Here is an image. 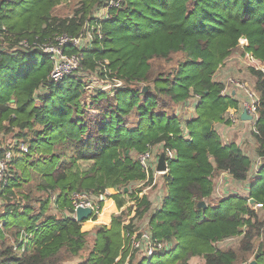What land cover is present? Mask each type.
I'll list each match as a JSON object with an SVG mask.
<instances>
[{
	"label": "trees",
	"instance_id": "obj_1",
	"mask_svg": "<svg viewBox=\"0 0 264 264\" xmlns=\"http://www.w3.org/2000/svg\"><path fill=\"white\" fill-rule=\"evenodd\" d=\"M71 1L77 2L71 17L53 14ZM107 2L0 0V159L12 154L0 197L19 199L8 200L0 212V264H61L78 257L90 235L82 231L85 221L72 216L71 197L81 193L104 195L124 210L93 229L91 251L80 264H142L173 251L177 264L193 257L237 264L252 253L255 264H264V221L253 208L264 212V164L252 178V160L235 144H223L214 129L230 123L228 109H238L232 96L221 95L218 69L239 52L264 66V0H119L114 8ZM100 10L106 19L96 17ZM86 25L93 43L83 51L80 69L54 81V64L42 47L78 36ZM248 69L259 95L253 136L256 156H262L264 72ZM92 74L115 87L111 93L93 90L86 105ZM192 98L193 118L169 111ZM158 145L175 157L165 156L164 193L152 212L148 196L139 198L143 188L131 186L152 184L153 171L144 172L137 157ZM220 173L247 182L248 196L209 203ZM137 220H145L146 231L169 249L136 262L129 241ZM235 238L238 248L216 246Z\"/></svg>",
	"mask_w": 264,
	"mask_h": 264
},
{
	"label": "rangeland",
	"instance_id": "obj_2",
	"mask_svg": "<svg viewBox=\"0 0 264 264\" xmlns=\"http://www.w3.org/2000/svg\"><path fill=\"white\" fill-rule=\"evenodd\" d=\"M76 8H77V2L71 1L67 4H63L55 8L53 11V14L60 18L71 17L73 15V11ZM245 58H246V55L244 56V54H242L241 52L233 54L229 58V60L226 61L220 67L221 70L218 72V74H215L214 79L217 82H221L224 85L226 84V82H229V79H233L235 81L245 84L248 88L253 89L254 79L249 73L248 68L250 67V65L248 64L247 59ZM238 59H242L244 63L243 64L240 63ZM173 61H175V59ZM227 66L229 68L228 72L227 70H225V67ZM260 66L263 67V65L261 64ZM167 68H168L167 65L164 66V69H167ZM85 85L87 89L86 94H85L86 105H89L90 103V98L92 94L94 93L93 90H101L104 92L111 93L112 88L115 87V85L113 84V81L107 78L106 79L100 78L98 74L88 75ZM233 89H234L233 85L232 86L230 85L228 88L229 91H232ZM195 102H196V99L192 98L184 104H180L175 107H172L171 109H169V111L173 114H176L181 120H185V119L187 120V119L193 118L195 116L194 109H193V105L195 104ZM95 111L97 112V110ZM253 128L254 126L251 123L246 124V123H241L237 121L234 123L230 122L229 124H224V123L218 124L216 125L215 130L217 129V133L223 144H230V143L235 144L253 162L255 160L254 158H256V147H255L256 142L253 136ZM6 144H10L11 147H14L15 141L7 138ZM25 147H26L25 145H22L20 146V149L23 151ZM153 152L155 156H159L163 151H162L161 146L158 145V146L153 147ZM11 157H12V154H11ZM2 162L3 160L0 159V168H1ZM4 164H6V162ZM1 170H3V168H1ZM223 174L224 173L216 174L213 177L214 194L210 202L208 201L209 203L215 204L219 200H221V198L229 194H237L244 198L248 196V194H246L245 187L233 184L231 181H226L225 180L226 177ZM256 175L254 172V174H252L251 177L255 178ZM163 185H164L163 178L158 176L156 179V182H152V184L151 182L149 184H146V186H143V184H135L131 186V189L135 190V188L136 189L143 188L144 193L147 194V196L151 199L150 202L152 203L153 201L152 207H151V211L153 212L158 206L163 196V193H164ZM263 186H264V182H260L259 187L261 188ZM8 200H11L13 204L19 201L18 198L13 199L12 197H9L7 199L1 196L0 197V212L6 211L7 209L6 205L9 204ZM249 203L251 205V201ZM259 206L260 205H256L253 208L256 210L259 218L264 221V212L261 210ZM51 213H53L56 216L61 215L60 213H58V211H54V210H51ZM145 222H146L145 220H137L135 222V226L137 227L138 231L144 232L146 230L147 223ZM87 227L88 226L82 228L83 232L90 233V235L88 236V246L86 247V249L80 252L78 257L65 260L61 264H80L88 257L89 252L91 251V247H92V241H93L92 232L94 228H91L90 230ZM5 235H6L5 240L9 244L11 234L7 232ZM239 241H240L239 238L230 239V240H226L221 243H218L216 246L222 249L229 248V247L238 248ZM260 242H261V239L256 240L254 242V248H255L254 251H256ZM244 256L246 257V259H244V262H238L237 264H251V262L255 260L253 253L244 255ZM240 257L243 258V256L241 255ZM140 259H141L140 256L138 257L136 256V262L139 261ZM177 259H178V252L173 251L170 254H166L162 256H155L154 258H152L151 262L144 261L142 262V264H177L178 263ZM189 264H204V261L201 257H193L189 260Z\"/></svg>",
	"mask_w": 264,
	"mask_h": 264
},
{
	"label": "built area",
	"instance_id": "obj_3",
	"mask_svg": "<svg viewBox=\"0 0 264 264\" xmlns=\"http://www.w3.org/2000/svg\"><path fill=\"white\" fill-rule=\"evenodd\" d=\"M108 8H114L119 6V0H108L106 3ZM100 20H104L107 17V12L105 10H100L99 14L96 16ZM90 26L86 25L83 27L82 32L76 37L62 36L55 40L54 44H46L42 47V50L50 57L54 64V69L50 76L54 81H58L65 76L77 72L81 67V62L83 60V51L91 48L93 43L92 32L89 30ZM66 47L76 50V53H67L65 51ZM250 67L255 70H260L264 72V66H260V63L255 60L250 54L246 55V58ZM233 85L235 90H238L243 95V98L238 103V109H228L225 113V119L229 120L231 123L234 122H246L242 121L240 115L242 112H246L248 116L251 117V121L247 123L253 124V133L255 132V123L258 119L257 108L259 107V95L254 89L248 88L245 84L229 79V82L223 84V89L221 95L231 96L232 91H229V86ZM233 89V90H234ZM23 151H26L24 148ZM163 153V152H162ZM167 158H174L175 152H167ZM156 157V158H155ZM11 153H6V156L1 164L0 168V192L7 185V174H8V164L11 159ZM159 156H155L153 152V147H150L144 153L138 155L137 161L141 169L148 173L149 170L153 171V182H156L158 176L162 177L165 173H160L156 171V166ZM6 164H4L5 162ZM166 162V161H165ZM264 164V154L262 156H256L253 161L252 172H257L258 168ZM167 165V164H166ZM168 171V170H167ZM142 184V183H139ZM106 194H109L107 191ZM144 195V191L139 193V198ZM104 195L98 197H92L90 195L81 193L74 194L71 197L72 206L74 209L73 218H75V210L78 207L90 208L92 210V215L89 220L94 216H98L101 212L102 207L99 206V201H102ZM106 198V197H105ZM103 202V201H102ZM75 220V219H74ZM130 247L132 250L138 252L140 257H150L157 252H161L165 249H169L170 245L168 243H161L154 240L148 231H138L135 232L130 238Z\"/></svg>",
	"mask_w": 264,
	"mask_h": 264
},
{
	"label": "crops",
	"instance_id": "obj_4",
	"mask_svg": "<svg viewBox=\"0 0 264 264\" xmlns=\"http://www.w3.org/2000/svg\"><path fill=\"white\" fill-rule=\"evenodd\" d=\"M229 60V59H228ZM227 60V61H228ZM238 61L240 62V63H244V61L242 60V59H238ZM238 62V63H239ZM239 63V64H240ZM221 69L219 68L218 69V71L215 73V74H218V72L220 71ZM225 70H227V72L229 71V68H228V66L227 67H225ZM223 72H224V70H223ZM222 73V72H221ZM214 77H215V75H214ZM214 81H216L215 79H214ZM231 96L239 103V101H241L242 100V98H243V95L241 94V92H239L238 90H232V93H231ZM242 123V122H241ZM243 123H246L247 124V121L246 122H243ZM216 125H218V124H215L214 125V129H215V127H216ZM216 132H217V129H216ZM256 142V141H255ZM255 147H257V143H256V146ZM255 159V158H254ZM225 177H226V181H231L233 184H236V185H238V186H242V187H245L246 189H247V187H248V184H247V182L246 183H237V182H234V181H232V179L230 178V176L228 175V174H226V173H224L223 174ZM245 189V191H246V194H248L249 193V191H248V189L246 190ZM110 194V193H109ZM145 194V193H144ZM214 194V193H213ZM146 196H147V194H145ZM212 197H213V195H212ZM149 198V197H148ZM149 200H151L150 198H149ZM152 203H153V201H152ZM122 210H124V208H122V209H120V210H118V208L116 207V205H115V202L112 200V199H106L104 202H103V206H102V209H101V212L98 214V216H97V218H96V220L95 221H92V220H87V221H85V223L83 224V227H86V226H88L87 228H89L90 230H91V228H95V227H99V226H107V225H109L110 224V221H111V217L113 216V215H116V214H118L120 211H122Z\"/></svg>",
	"mask_w": 264,
	"mask_h": 264
},
{
	"label": "water",
	"instance_id": "obj_5",
	"mask_svg": "<svg viewBox=\"0 0 264 264\" xmlns=\"http://www.w3.org/2000/svg\"><path fill=\"white\" fill-rule=\"evenodd\" d=\"M240 118L242 121H251V117L248 116L246 114V112H242V114L240 115ZM156 171L157 172H160V173H165L167 172V165H166V162H165V156L163 153H161L159 155V158H158V162H157V166H156ZM125 191H127L125 189ZM103 202L106 200L105 197H102L101 199ZM253 203V201L251 200V204ZM199 207H202L205 209V203L204 202H201L199 204ZM92 215V210L90 208H82V207H78L76 210H75V221L78 222V223H82L83 221H86L90 218V216ZM251 264H255V260L251 262Z\"/></svg>",
	"mask_w": 264,
	"mask_h": 264
}]
</instances>
